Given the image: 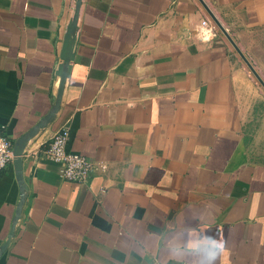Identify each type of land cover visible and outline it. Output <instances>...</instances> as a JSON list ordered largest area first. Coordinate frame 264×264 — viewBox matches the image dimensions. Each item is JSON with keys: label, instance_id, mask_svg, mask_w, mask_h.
<instances>
[{"label": "crops", "instance_id": "1", "mask_svg": "<svg viewBox=\"0 0 264 264\" xmlns=\"http://www.w3.org/2000/svg\"><path fill=\"white\" fill-rule=\"evenodd\" d=\"M229 35L264 28V0H202ZM73 0H0V131L47 113ZM200 0H81L54 118L21 156L26 195L0 264H264V132L256 92L222 34L193 29ZM95 168L62 179L43 150ZM102 192H100V190ZM19 187L0 172V244ZM223 245V250H221Z\"/></svg>", "mask_w": 264, "mask_h": 264}, {"label": "water", "instance_id": "2", "mask_svg": "<svg viewBox=\"0 0 264 264\" xmlns=\"http://www.w3.org/2000/svg\"><path fill=\"white\" fill-rule=\"evenodd\" d=\"M200 2L202 3L206 13L209 15V17L212 19L215 25L219 28L221 33L225 36V38L232 46V48L235 50V52L243 60L247 69L252 73L256 81L264 89V82L261 80V78L259 77L258 73L255 71L251 63L243 55L237 44L234 42L232 37L226 31L225 27H223V25L218 21V19L215 17L213 12L208 8V6L202 0H200ZM80 6H81V0H73V10H72L71 19L69 24L65 26L63 34L61 36L59 50H58L59 63L57 64L54 72V74L58 76V84H57L56 93L53 98V103L51 104V107L47 111V113L43 115L41 118H39V120L33 126H31L27 131H25L23 134L17 137L12 142L11 145V153H12L11 165L15 180L19 187V196L17 203L15 205L14 215L11 219L8 233L4 241L0 244V254L4 251L7 244L9 243L10 238L13 235L14 225L17 219L19 218L20 209L26 195V186L21 176V156L24 147L30 138H32L40 129H42L47 123H49L54 118L55 113L58 109L64 80L65 78L68 77L70 72V62L72 61L74 56V47L76 43L77 20L79 16Z\"/></svg>", "mask_w": 264, "mask_h": 264}, {"label": "built area", "instance_id": "3", "mask_svg": "<svg viewBox=\"0 0 264 264\" xmlns=\"http://www.w3.org/2000/svg\"><path fill=\"white\" fill-rule=\"evenodd\" d=\"M219 33L222 34L206 11L205 15L193 29V34L201 41L212 39ZM67 139L68 129L66 126H62L53 133L43 150V155L47 160L58 166L57 173L62 179L89 185V178L93 170L95 168L103 170L105 169V165L102 162L94 163L79 153L66 150L65 145ZM11 145V141L0 131V172L11 163Z\"/></svg>", "mask_w": 264, "mask_h": 264}, {"label": "rangeland", "instance_id": "4", "mask_svg": "<svg viewBox=\"0 0 264 264\" xmlns=\"http://www.w3.org/2000/svg\"><path fill=\"white\" fill-rule=\"evenodd\" d=\"M233 38H236L234 42L237 44L243 55L247 58L255 71L264 81V28L249 36H233ZM228 45L237 62L244 67L247 75L253 83L254 91L256 92L257 97L256 108L258 110L256 113V117L258 118V123L261 124L262 130L264 132V89L256 81L252 73L247 69L243 60L235 52L232 46L229 43Z\"/></svg>", "mask_w": 264, "mask_h": 264}, {"label": "clouds", "instance_id": "5", "mask_svg": "<svg viewBox=\"0 0 264 264\" xmlns=\"http://www.w3.org/2000/svg\"><path fill=\"white\" fill-rule=\"evenodd\" d=\"M220 247H221V250H223V245H221Z\"/></svg>", "mask_w": 264, "mask_h": 264}, {"label": "bare ground", "instance_id": "6", "mask_svg": "<svg viewBox=\"0 0 264 264\" xmlns=\"http://www.w3.org/2000/svg\"><path fill=\"white\" fill-rule=\"evenodd\" d=\"M260 77V76H259ZM261 78V77H260ZM261 80H262V78H261ZM263 81V80H262ZM264 82V81H263Z\"/></svg>", "mask_w": 264, "mask_h": 264}]
</instances>
